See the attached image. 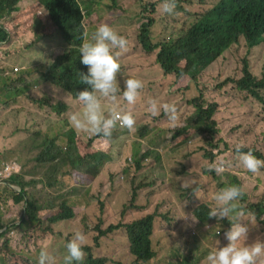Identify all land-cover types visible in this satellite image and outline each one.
Instances as JSON below:
<instances>
[{
  "label": "trees",
  "instance_id": "obj_1",
  "mask_svg": "<svg viewBox=\"0 0 264 264\" xmlns=\"http://www.w3.org/2000/svg\"><path fill=\"white\" fill-rule=\"evenodd\" d=\"M25 1L0 0V131L6 129L5 135L0 133V170L8 162L18 165V172H11L6 183L0 184V264H37L39 254L34 252L40 248L54 257L55 264H64L65 245L80 231L64 223L74 218L73 211L85 213L90 220L88 229L82 231L87 236L86 256L74 264H153L156 229L164 221L184 224L187 217L193 219L192 228L200 232L199 236L190 234L188 252L179 256L173 251L170 260L162 264H208L207 256L214 247L228 243L224 232L230 222L210 218L208 213L216 206L214 195L229 185L243 189L238 203L264 225V190L254 195L264 185V169L256 174L247 171L235 150L237 144H243L242 152L251 149L264 160V95L259 93H264V0H177L174 14L162 11L163 0H35L24 6ZM103 23L122 27L116 31L127 40L126 29L131 27L140 50L154 56L161 75L173 77L170 93H181L183 105L192 109L183 118V105L171 100L169 104L177 109L174 122L161 104L158 116L149 113L151 122L136 123L133 129L138 140L145 143L154 131L161 134L156 141L146 143V151L135 158L136 171L142 168L143 158L153 157V164L161 162V153L177 155L187 163H180L181 169L174 173L181 178L178 183L174 178L169 182L165 171L156 175L166 179L163 186L179 191V205L172 202L171 192L158 193L159 188L149 183L139 194L135 187L127 201L121 200L118 214L113 206L104 207L102 202L87 205L78 198L87 184L83 164L97 160L103 152L87 149L83 154H55L44 135L26 137L17 127V115L7 117L22 107L16 105L19 98L40 109L46 105L44 98L23 97L25 71L16 76L19 64L14 60L50 38L57 41V48L33 63L32 70L43 85L65 91L83 107L76 95L88 88L79 83V73L87 74V67L81 63L79 47L91 37H87V30ZM133 48L128 40L124 52ZM119 61V73L123 74L126 67ZM222 65L229 68L224 76L219 71L210 76ZM120 79L122 92L124 79ZM207 80L211 91L203 84ZM214 94L225 97V104L208 97ZM47 113L55 115L59 124L63 122L62 135H81L67 128L64 103H48ZM116 135L113 131L111 137ZM71 150H75L72 142L66 151ZM199 152L203 162L193 168ZM220 156L230 166L221 174L209 171ZM238 171L255 180L253 188L245 186L246 180L236 174ZM185 183L188 187L182 186ZM200 194L205 195V201L200 200ZM172 214L181 216L172 221ZM217 227L220 231L215 235ZM255 233L264 241V233ZM205 242L208 244L203 245ZM112 246L117 250L109 252ZM61 248V256L56 255Z\"/></svg>",
  "mask_w": 264,
  "mask_h": 264
},
{
  "label": "rangeland",
  "instance_id": "obj_2",
  "mask_svg": "<svg viewBox=\"0 0 264 264\" xmlns=\"http://www.w3.org/2000/svg\"><path fill=\"white\" fill-rule=\"evenodd\" d=\"M35 0H26V4H30ZM96 2H104L105 0H94ZM213 1V0H212ZM186 6V4H183ZM193 8V7H192ZM102 7H100V13H102ZM130 16V15H129ZM115 29L122 30V27H116ZM97 28L93 27L87 30V37L89 38L92 33ZM127 36L131 45L134 47L129 52H122L119 59L122 60V66H125V71H122L123 74L118 73V81L121 84V79L124 81L128 78H140L143 80L145 87L141 91L140 97L137 99L134 105L127 104L120 96H118L116 105L120 109L124 110L123 106L129 107L130 111L135 117L136 123L139 125L141 123H150L152 120L151 115H149L148 106L152 100L157 101L158 105L165 104L164 101H168V104L173 100L176 104L183 105L182 95L180 94H171L170 82H172L173 77L161 75L157 66L154 64V56H146L139 48L137 41L134 38V31L131 27L127 28ZM57 41L53 38L47 39L38 43L33 48H30L24 55L16 58L14 61L18 63V72L25 71L23 76L25 80L23 81V88L25 95H29L34 98H44L47 102L46 105H42V108H38L33 103L23 100L21 98L17 99L16 105H21L22 107L18 110H14L8 114V118L17 115V127L20 129V132L23 133L26 137L31 136L36 133H40L46 137V144L50 151L59 155L72 154L78 152L83 154L85 150L90 149L92 151L103 152V155L97 160H86L83 164L84 174L87 177V184L79 192L78 198H81L84 203L89 206H97L100 202L103 203L104 207L111 205L114 207L117 214L121 209V200L127 201L128 194H130L135 187H138V194L141 192L145 186L149 183L154 187H158V193H165L167 195L170 192L173 194L172 202L179 205V191L170 189L162 185V181L166 180L165 178H158L156 175L160 174L161 171H165L164 175L169 182L171 178H174L175 182L178 183L181 181L180 177L174 176V173L181 169L180 163L187 164L182 159H179L177 155L161 153L163 160L159 163L153 164V157L143 158L142 168L140 170L134 169V161L136 157H140L145 150L146 143L154 142L157 140L159 131H154L147 142L139 141L134 134V128L132 130L120 128L119 125L113 130L117 133L116 137H111L110 141L107 143L105 140L98 139V136H95L91 133H83L79 136L72 133H67L62 135L63 131V122L58 123L57 117L50 116L47 113L48 103L62 102L67 106L68 114L65 115L68 125L73 128L70 122V117L73 113H78L82 111L83 107H80L77 102L70 97L65 91L51 86L49 84L43 85L38 79L34 71L32 70L33 63L40 62L44 59L45 55L57 48ZM260 61V60H259ZM13 62V61H12ZM255 64V63H254ZM228 66L222 65L220 68H214L210 76H216L218 71L223 76L228 72ZM15 76V77H16ZM210 76H207L205 79H210ZM12 77V76H10ZM12 77V78H15ZM204 79V80H205ZM203 81L209 91H211V84L209 81ZM15 84H13L14 86ZM194 88V86H193ZM12 90V88H7V91ZM259 93L264 95L260 90ZM209 98L217 100L220 104L224 105L227 99L225 97H220L216 94L209 95ZM13 100V98L11 99ZM113 106L111 102L105 101V115L108 114V110ZM192 109L186 105H183L180 109L181 116L183 118L190 115ZM143 114V115H142ZM151 114V113H150ZM159 113L156 115L158 116ZM135 123V124H136ZM5 126V125H3ZM7 128V126H5ZM8 129V128H7ZM0 133L2 135L6 134V129H1ZM72 142L75 146V150L67 152V144ZM154 148V146L152 145ZM202 152H199L193 161V168L202 164L203 160L201 159ZM225 161L224 156H220L217 159L219 161ZM9 167L12 171L18 172L16 169L18 165L15 162H8L4 164V168L0 170V184H5L7 178H4L7 173H1L3 170ZM192 168V169H193ZM237 175L246 180L245 186L253 188L255 185V180L247 177L241 172H236ZM257 175H254V178ZM264 178V173L261 175ZM5 180V181H4ZM264 190V185L254 191V195L259 196L261 190ZM18 189H16L17 191ZM254 195H249V199L253 200ZM199 198L201 201H205V195L200 194ZM74 218L72 220L64 221L68 225H72L80 231L85 232L89 226V217L83 213L76 211L74 212ZM178 214L170 215L171 220H177L179 218ZM96 216L93 217L95 221ZM227 219V218H226ZM231 216L229 217V220ZM251 223L244 221L249 226V233L245 243L251 244L255 240L259 239V236L264 233V225H262L255 218H248ZM115 220V219H113ZM8 222V221H7ZM193 219L187 217L184 219V224L180 223L178 225H173L164 221L163 224L158 227L154 234L153 248L156 252V257L153 264H162L167 260H170L172 257L173 251L177 252L179 256L185 255L189 246L187 243L190 241L189 235L195 232L196 236H199L200 232H197L193 227ZM6 223V222H5ZM192 228L190 231L187 229ZM262 229V230H261ZM262 235L261 237H263ZM226 239V237H225ZM227 240V239H226ZM205 242L203 245H207ZM219 248L218 245L214 247ZM202 248V247H201ZM42 248L36 250L34 255L40 254ZM106 249H103L105 251ZM109 252H114L117 250L115 246L108 248ZM63 248L56 253V255L61 256ZM58 257V256H56ZM203 264V262L201 263Z\"/></svg>",
  "mask_w": 264,
  "mask_h": 264
},
{
  "label": "clouds",
  "instance_id": "obj_3",
  "mask_svg": "<svg viewBox=\"0 0 264 264\" xmlns=\"http://www.w3.org/2000/svg\"><path fill=\"white\" fill-rule=\"evenodd\" d=\"M176 7L177 0H163L161 4L162 11L167 14H174ZM127 47V38L107 23L100 24L90 39L80 45V60L87 67V74L79 73V83L87 85L88 88L76 95L83 108L81 112L71 115L70 122L73 128L68 124L67 128L100 136L106 143L110 141L117 125L128 130L134 128L136 120L132 112L124 111L115 104L120 96L127 104L134 105L145 87L142 79L128 78L124 81L121 92L118 81V73L121 69L119 58ZM105 101L113 104L107 115H105ZM162 108L170 121L174 122L177 119L175 105L164 104ZM148 110L155 116L161 108L157 101L152 100ZM78 131L76 132L79 133ZM243 147H245L243 144L235 146L243 167L253 174L264 169V160L257 158L251 149L242 152ZM229 166V162L221 160L210 165L208 170L221 174ZM182 186L188 187V184L185 183ZM243 195L244 191L238 185H229L214 195L216 206L209 211L208 217L217 220L227 218L230 228L224 232L228 241L227 245L212 250L207 256L208 264H264V241L257 239L251 244L245 243L249 226L244 221L251 223L248 218L254 219L255 214L246 212L238 203ZM219 231L220 227H217L215 235L219 234ZM86 243L87 236L82 231H76L65 245L64 264L82 261L86 256L84 252ZM37 264H55V259L47 250L42 249Z\"/></svg>",
  "mask_w": 264,
  "mask_h": 264
},
{
  "label": "built area",
  "instance_id": "obj_4",
  "mask_svg": "<svg viewBox=\"0 0 264 264\" xmlns=\"http://www.w3.org/2000/svg\"><path fill=\"white\" fill-rule=\"evenodd\" d=\"M11 170H10V168L9 167H6L4 170H3V172H1V173H7V175L4 177V178H8L9 176H10V174H11Z\"/></svg>",
  "mask_w": 264,
  "mask_h": 264
}]
</instances>
